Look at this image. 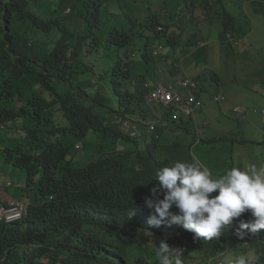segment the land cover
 <instances>
[{"label":"clouds","instance_id":"9594fccd","mask_svg":"<svg viewBox=\"0 0 264 264\" xmlns=\"http://www.w3.org/2000/svg\"><path fill=\"white\" fill-rule=\"evenodd\" d=\"M259 33L264 0H0V264H127L131 232H116L112 247L97 241L113 236L108 184L124 201L134 188L148 197L149 178L159 183L139 222L211 240L245 214L235 235L262 251L187 263L264 264V76L243 103L233 79L178 72L171 58L124 75L149 56L194 58L215 44L234 61ZM132 85L143 95L129 100ZM213 124L227 132L210 138ZM177 145L186 157L166 161ZM157 255L183 264L184 250L163 240Z\"/></svg>","mask_w":264,"mask_h":264},{"label":"trees","instance_id":"16d2710c","mask_svg":"<svg viewBox=\"0 0 264 264\" xmlns=\"http://www.w3.org/2000/svg\"><path fill=\"white\" fill-rule=\"evenodd\" d=\"M178 55L179 54H173L170 55V57L161 56L158 58L157 61L152 56H149L148 58L144 59V62L146 65H148L147 68L151 67L153 71H156L157 67L159 66L157 64H161L164 66L165 61L168 58L173 59L172 63L174 65L175 63L173 61L179 58ZM212 55L215 54L208 53L205 50L197 49V53L196 55H194V57L197 58L198 60L209 59V61H211L213 58ZM147 68L145 69L142 65L141 66L138 65L137 68L126 69V72L124 73L125 78H127L128 81H131L130 79L133 76L142 75L145 72V70H148ZM168 73L169 72L167 71L166 75H168ZM135 90L139 91V93L135 94ZM140 90H141L140 87H136L135 85H132V88L126 91V93L129 95L128 99L131 100V98L135 95H143V92ZM187 135L189 136L190 134L185 132L183 133L182 136H187ZM180 142L181 140H179L178 145L180 144ZM205 142L209 143L211 141L206 139ZM216 142H220V141H216ZM182 143L185 146L187 145L186 137H182ZM178 145L176 149H170L165 153L166 154L165 157L167 155L169 157V158L168 157L165 158L166 161L173 162L174 160H177L184 156L181 153L178 154L184 149L181 146L178 147ZM221 148L222 145L219 146L220 150ZM224 174L225 173L217 175V178ZM158 183L159 181L156 178H149L147 182L145 183L143 182V186L144 188H146L148 192V197L146 194H143L138 190H134L135 189L134 188L131 193H128L125 196L124 201H122L121 198H119L114 193H112L114 191L111 189L115 188V185H113L112 182L108 184L109 185L107 191L108 202L106 203L105 206L109 205V207L112 210L111 213H109L110 214L109 216L112 217L111 218L112 228H108V230L113 233V236H109L105 238L100 237L97 239V241L104 246L112 247L113 244L114 246L116 244L117 239L114 236L116 232H125V231L131 232L133 236L132 235L129 236L126 240L128 242L129 241L134 242L135 239L136 245L131 246L130 254L125 258L127 260V264H159V256L157 255V252L161 240L168 243L170 247H179L184 250L183 264H192V263H187L186 262L187 259L204 260L206 256L201 252L207 255H217V254H220L222 256L231 255L235 246L241 247L242 250L245 252V254L248 252H252L255 255H259L262 252L259 249H255L247 246L246 243L241 240V238H238L235 235L237 229L236 226H240L242 221L243 222L249 221L248 217L245 214H241L240 217L235 218L234 224L232 225L230 224L229 226H227V228L223 229L222 235L220 237L213 238L211 240H205L203 238L194 239V234L192 232L185 230L181 225L178 224H172L171 226H169L167 224V221H165V223L162 224L160 227L151 225L148 222L149 218L145 221V223L139 222L138 217L140 213L147 216L151 215L152 213V209H149L145 205V198H152L150 194L152 192L151 190L153 189V187H156ZM161 198H163V196ZM145 208L149 212L140 211V209H145ZM171 210L174 213L178 212V209H176L175 207H173ZM92 222L98 223L99 221L97 222L96 220ZM88 228L93 230L94 225H89ZM147 232H151L152 235H147ZM82 241H83V237L75 238L76 245L80 244ZM55 244H56V240L51 239L50 245L53 246ZM49 252H51V249L48 248L44 251L43 254L46 255Z\"/></svg>","mask_w":264,"mask_h":264},{"label":"rangeland","instance_id":"374dc122","mask_svg":"<svg viewBox=\"0 0 264 264\" xmlns=\"http://www.w3.org/2000/svg\"><path fill=\"white\" fill-rule=\"evenodd\" d=\"M260 6H257L255 10H258ZM221 45L215 44L211 47L201 48L199 50H205L208 53L215 54L212 55L211 61L198 60L193 58V55L182 56L173 62L176 64L175 70L188 73L191 75H197L204 72L207 69L216 70L221 72L223 77H229L230 83L229 87L235 91L246 93L245 98L242 100L243 103H253V96L261 92V77L264 76V34L259 33L249 44L247 49L244 47L235 50L232 55H235V60L232 58L225 60V55L221 53ZM249 49V50H248ZM260 49L263 55H246L248 52ZM167 50L165 51V53ZM204 54V53H203ZM231 55V53L229 54ZM168 56V55H167ZM210 56V55H209ZM173 60V59H172ZM221 60L226 62L225 68L222 67ZM254 66L257 70L256 75L249 77V66ZM162 74V72H159ZM210 138H220L224 133L227 132L225 126H220L218 124H213L211 130H208Z\"/></svg>","mask_w":264,"mask_h":264},{"label":"crops","instance_id":"0c3cea01","mask_svg":"<svg viewBox=\"0 0 264 264\" xmlns=\"http://www.w3.org/2000/svg\"><path fill=\"white\" fill-rule=\"evenodd\" d=\"M229 57H230V55H229ZM221 63H222V66L223 67H225L226 66V62L224 61V60H221ZM216 71V70H215ZM171 79V77L170 76H164L163 75V80H165V81H169ZM213 112L211 111L210 112V115L212 114Z\"/></svg>","mask_w":264,"mask_h":264},{"label":"built area","instance_id":"2783aa9c","mask_svg":"<svg viewBox=\"0 0 264 264\" xmlns=\"http://www.w3.org/2000/svg\"><path fill=\"white\" fill-rule=\"evenodd\" d=\"M161 94H162V95H160L159 97L162 98L163 101H165V100H166V95H167V94H166L165 92H161ZM168 96H169V98H172V95L169 94Z\"/></svg>","mask_w":264,"mask_h":264},{"label":"bare ground","instance_id":"6f19581e","mask_svg":"<svg viewBox=\"0 0 264 264\" xmlns=\"http://www.w3.org/2000/svg\"><path fill=\"white\" fill-rule=\"evenodd\" d=\"M249 46V45H248ZM199 50V49H198ZM249 50V49H248ZM166 51V50H165ZM168 57H170V56H168ZM151 59H153V58H151ZM152 61V60H151ZM156 63V62H155ZM158 65V64H157ZM173 68V67H172ZM148 69V68H147ZM206 71V70H205ZM126 72V71H125ZM179 72V71H178ZM182 73V72H181ZM187 73V72H186ZM130 74V73H129ZM129 78V77H128ZM129 92V91H128ZM132 96V95H131ZM129 98V97H128ZM85 115V114H84ZM88 118V117H87ZM188 136V135H187ZM190 136V135H189ZM207 143V142H206ZM211 143V142H210ZM187 144V143H186ZM179 147V146H178ZM176 149V148H175ZM182 152V151H181ZM180 153V152H179ZM178 153V154H179ZM166 155V154H165ZM183 155V154H182ZM173 156V155H172ZM181 156V155H180ZM166 157H168V155L166 156ZM165 157V158H166ZM169 158V157H168ZM173 159V158H172ZM208 258V255L206 256V258L205 259H207Z\"/></svg>","mask_w":264,"mask_h":264}]
</instances>
